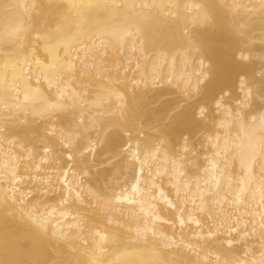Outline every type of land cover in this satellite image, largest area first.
Instances as JSON below:
<instances>
[{
	"label": "bare ground",
	"instance_id": "bare-ground-1",
	"mask_svg": "<svg viewBox=\"0 0 264 264\" xmlns=\"http://www.w3.org/2000/svg\"><path fill=\"white\" fill-rule=\"evenodd\" d=\"M261 73L264 0H0V264H260Z\"/></svg>",
	"mask_w": 264,
	"mask_h": 264
},
{
	"label": "snow or ice",
	"instance_id": "snow-or-ice-1",
	"mask_svg": "<svg viewBox=\"0 0 264 264\" xmlns=\"http://www.w3.org/2000/svg\"><path fill=\"white\" fill-rule=\"evenodd\" d=\"M96 6L101 8L118 7V5L108 4V3L97 4ZM33 7H35V5H33ZM20 31L21 28L19 26L11 27L8 29L6 35L9 40H15L16 38H18ZM110 35H112L115 38L123 39L124 36L131 35V32L127 28L120 26L118 29H113ZM56 59L57 57L53 56L54 63ZM68 67L70 68L71 66L69 65ZM261 75L264 76V73H261ZM4 79H5L4 75L0 74V97H2V94L5 91ZM59 81H60V77L58 75L49 79L50 85H52L53 83H59ZM37 97H38V89H30V88L25 89L24 101L27 102V101L35 100ZM58 97L59 98L52 103L45 102V106L41 109V112L54 111L57 109L62 110L65 107L64 104L62 103L63 99L65 98V90L63 88L59 90ZM17 107L19 108L21 107V105L17 103ZM182 110H183V106L178 105L177 108L173 111V113L170 114V116H174L177 112H180ZM205 115H206V109L204 107H201L199 109L198 116L200 119H203ZM259 129H260L259 136L255 135L256 132L255 128L252 129V137H251L252 151L249 153L247 160L242 161V163L251 164V163H255L257 159L264 160V116L260 117ZM212 167L213 169H215L216 165L213 164ZM261 168H262L261 175L262 177H264V164H261ZM262 182H264V180H262ZM148 232L149 229L145 227L143 229V236L145 239L147 238ZM152 235L155 236L154 231L152 232ZM154 264H162V262L155 261ZM225 264H231V262L226 261ZM260 264H264V258H262Z\"/></svg>",
	"mask_w": 264,
	"mask_h": 264
}]
</instances>
